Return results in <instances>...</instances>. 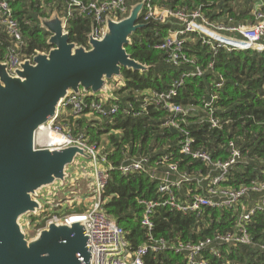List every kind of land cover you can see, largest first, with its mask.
<instances>
[{"label":"trees","instance_id":"obj_1","mask_svg":"<svg viewBox=\"0 0 264 264\" xmlns=\"http://www.w3.org/2000/svg\"><path fill=\"white\" fill-rule=\"evenodd\" d=\"M7 1L22 28L24 45L21 53L24 59L35 54H48L55 45L49 42L52 32L43 27V20L52 18L56 11L58 15H67L68 0ZM83 1L89 3L94 0ZM127 1L131 8L142 0ZM150 1L154 6L174 11L200 9L209 20L228 25L255 22V0ZM146 11L144 5L137 21L139 27L125 46L131 58L145 69L121 66L120 74L115 77V88L110 84L112 96L108 101H116L123 108L131 107L139 115L118 112L100 118L88 116L90 110H87L76 116L69 107L59 118V123L70 129L74 137L83 136L88 143L104 146L114 169L109 173L103 192V207L124 230L132 250L149 241L147 229L142 224L146 210L143 201H159L164 197L158 191V180L148 173L123 175L117 168L133 158L149 157L154 162L165 154H172L182 171L206 173L208 170L202 160L180 152L182 133L177 128L164 125L168 112L157 106L153 99L145 100L151 98V92H167L175 82L183 79L182 85L177 87L176 103L203 107L205 102L215 99L214 115L220 120L221 128L212 127L206 121L200 123L195 116L183 124L194 136V146L206 150L214 161L229 159L231 142L239 148L242 157L230 169L227 180L221 183L223 188L239 189L264 182V52L255 49L229 51L224 47L215 49L203 42L200 34L190 32L184 43V53L189 61L176 65L168 61V52L159 45L178 28L179 21L174 17L165 21L156 18L145 20ZM66 21L69 41L90 49L93 18L75 11L74 16ZM12 45V38L0 23V62L6 60ZM197 67L203 70L202 75L185 76L196 71ZM93 97L87 99L90 101ZM104 136H107L106 140H103ZM158 170H163V167L159 166ZM195 186H198L196 182L184 184L176 193L185 198L189 188ZM261 198L262 193L250 189L238 204L207 207L200 214L191 212L185 215L169 207H155L151 217L154 223L152 236L167 240L169 248L149 252L144 257V264H186L185 254L175 252V244L198 243L218 233L236 231L239 216L258 204ZM242 205L246 206L245 210ZM85 210L79 206L65 209L67 213ZM47 214H31V224L36 228L43 226ZM247 228L252 241L250 244L215 243L219 246L220 256L211 253V246H208L201 253L202 257L209 264H264V210H256L251 215Z\"/></svg>","mask_w":264,"mask_h":264},{"label":"built area","instance_id":"obj_2","mask_svg":"<svg viewBox=\"0 0 264 264\" xmlns=\"http://www.w3.org/2000/svg\"><path fill=\"white\" fill-rule=\"evenodd\" d=\"M257 5L254 9L255 22L247 24L228 25L224 22H214L209 20L200 9L187 11L180 9L177 11L159 8L151 4L150 0L145 2L147 11L145 20L156 18L165 21L174 17L179 21L178 28L171 31L169 36L159 45L161 49L168 52V61L179 65L188 62L189 59L184 53L185 36L190 32L201 35L203 42L210 44L213 48L224 47L229 51L255 49L264 52V0H255ZM75 11L80 15H87L93 18L94 27L91 36L94 39L102 40L107 32L108 18L122 20L130 13L127 0H94L86 3L83 0H68L66 19L74 16ZM67 22V21H66ZM0 23L3 25L13 41L6 60L7 71L11 76H18L21 65L26 60L33 61V58L24 59L21 50L24 45L22 28L17 19L14 18L12 8L7 0H0ZM66 25V23H65ZM181 62V63H180ZM203 70L199 67L196 71L185 74V76L202 75ZM183 79L175 82L174 87L167 92H151V98L157 106L168 112L164 125L177 128L181 131L182 137L179 141L180 152L194 159L202 160L208 170L206 173H189L182 171L178 162L174 160L172 154H165L159 160L152 162L148 157L133 158L126 163H122L117 169L128 175L133 172L148 173L152 178L158 180V191L164 199L159 201H143L146 205L143 226L147 229L149 241L132 250L125 237L124 230L117 224L115 219L110 217L103 207V192L109 177V173L114 169L108 160V155L104 151V146L98 143H88L83 136L74 137L70 129H65L59 123V118L70 107L76 116L84 114L90 110L88 116L105 117L118 112L138 116L139 112L133 108H123L116 101L108 102L111 93L107 92V97H102L81 89L79 92L69 90L67 95L58 105L56 115L46 123L42 124L35 135V148H66L69 146H79L84 149L90 160V186L92 205L82 212L67 213L64 207L47 212L46 223L38 227V233L47 229L50 224H64L71 226L75 222H83L85 233L88 237V249L90 251V264H144V257L151 251L158 252L169 248L167 240L164 238L155 239L152 236L154 223L152 213L155 207H169L183 214L197 212L200 214L204 208H220L224 206H234L240 202L244 196L252 189L262 193L260 202L243 212L237 222L236 231L224 234H216L198 243L179 242L174 245L177 253H184L187 259L186 264H209L201 253L211 246L210 252L220 256L219 246L215 243H225L228 245L250 244L251 236L247 228V223L251 215L256 210H264V182L255 183L251 187L223 188L221 183L227 180V176L232 166L242 157L239 148L234 142L229 145V159H218L214 161L211 155L202 148L194 146L195 138L191 135L183 124H187L190 117H197V120L208 122L212 127L221 128L220 120L214 115V100L205 102L200 106H183L175 102L177 87L181 86ZM220 86V84H217ZM94 96V97H93ZM88 97H93L88 100ZM96 97H99V99ZM64 110V112H63ZM47 126L45 127L44 125ZM44 126V127H43ZM48 127V129H47ZM46 129V131H45ZM52 134L53 139H48L46 132ZM39 135H43L39 137ZM55 136V137H54ZM58 136L59 140H55ZM172 156V157H170ZM159 166L163 170L159 171ZM196 182L198 186L189 188L185 198H180L176 190L182 185ZM75 200H70L68 207H74ZM246 209L245 205H242ZM46 211L42 212L45 213ZM41 213V214H42ZM39 214V215H41ZM264 248V246L262 247Z\"/></svg>","mask_w":264,"mask_h":264},{"label":"water","instance_id":"obj_3","mask_svg":"<svg viewBox=\"0 0 264 264\" xmlns=\"http://www.w3.org/2000/svg\"><path fill=\"white\" fill-rule=\"evenodd\" d=\"M144 5L133 6L122 20L108 18L102 40L90 35V49L69 41L66 20L58 26L59 16L43 20L55 45L48 54L24 61L18 76H11L0 62V264H90L83 222L52 223L32 241L18 223L21 215L39 208L32 193L65 179L77 155L89 158L79 146L35 148V135L56 115L69 90L96 93L120 74L121 66L145 69L125 48L139 27Z\"/></svg>","mask_w":264,"mask_h":264},{"label":"rangeland","instance_id":"obj_4","mask_svg":"<svg viewBox=\"0 0 264 264\" xmlns=\"http://www.w3.org/2000/svg\"><path fill=\"white\" fill-rule=\"evenodd\" d=\"M55 16H59L60 18L56 25H63L64 20L66 19V14L63 13V15H58L56 11L52 18ZM63 33H66V31L64 30ZM116 80L117 78L107 79L103 89L96 92V94L102 97H107V92L111 91L110 84H112L115 88ZM66 111L67 109L65 112ZM93 118L94 117H92V119ZM106 139L107 136H104L103 140ZM90 166V160L85 155L79 154L75 157L74 161L68 165L65 179H59L52 184L41 186L36 190L37 193H32V198L39 203V208L34 211L26 212L21 215L18 220L21 230L28 241L34 240L39 235L38 228L31 224V214L39 215L44 211L52 212L58 209L56 206L67 209L69 208L68 205L70 200H75L74 206L86 209L92 205L93 200L90 197V186H88L90 181V174H88L91 170Z\"/></svg>","mask_w":264,"mask_h":264},{"label":"bare ground","instance_id":"obj_5","mask_svg":"<svg viewBox=\"0 0 264 264\" xmlns=\"http://www.w3.org/2000/svg\"><path fill=\"white\" fill-rule=\"evenodd\" d=\"M45 127L47 126V124L46 125H44ZM43 126V127H44ZM47 129H48V127H47ZM45 131H46V129H45ZM46 134H47V138L48 139H53V136H52V134H50V132L48 131V132H46ZM41 136H43V135H39V137H41ZM55 137V136H54ZM60 138H58V136L55 138V140H59Z\"/></svg>","mask_w":264,"mask_h":264},{"label":"crops","instance_id":"obj_6","mask_svg":"<svg viewBox=\"0 0 264 264\" xmlns=\"http://www.w3.org/2000/svg\"><path fill=\"white\" fill-rule=\"evenodd\" d=\"M133 6L130 8V11L132 10Z\"/></svg>","mask_w":264,"mask_h":264}]
</instances>
